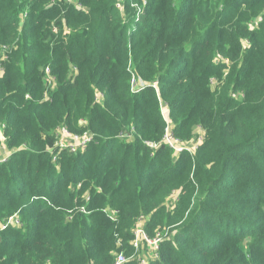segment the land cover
<instances>
[{
	"label": "trees",
	"instance_id": "obj_1",
	"mask_svg": "<svg viewBox=\"0 0 264 264\" xmlns=\"http://www.w3.org/2000/svg\"><path fill=\"white\" fill-rule=\"evenodd\" d=\"M2 47L0 264H112L140 217L147 264H264V0H0Z\"/></svg>",
	"mask_w": 264,
	"mask_h": 264
},
{
	"label": "built area",
	"instance_id": "obj_2",
	"mask_svg": "<svg viewBox=\"0 0 264 264\" xmlns=\"http://www.w3.org/2000/svg\"><path fill=\"white\" fill-rule=\"evenodd\" d=\"M80 7V6H79ZM43 81L45 83V86L54 88L55 87V78L50 74V70L48 67L44 69V77ZM145 83L139 79H135L134 77L131 79V86L130 90L131 92H138L144 87ZM233 97H236L233 95ZM166 113H163L165 116ZM166 117V116H165ZM3 129L4 125L0 124V138L1 142L3 143L4 137H3ZM55 133L58 135H70L74 136L76 138L80 137V144L77 146L76 149H83L86 145V143L90 140V135L87 132H83L81 134H74L69 132L65 127H58L55 130ZM202 138H198L196 143L193 146H188V141L183 142L176 138L171 130L170 125L168 124L165 128L164 134L161 139V143L166 145L171 150V153L174 156H178L179 153L182 151H188L190 154H193L195 152V149L197 146L202 142ZM59 145V144H58ZM150 147H156L158 143H153L150 142L148 143ZM61 148H68L71 151L76 150L75 148H69L66 145H59ZM3 147H5L3 145ZM7 151H3V158L0 159V161H4L7 156ZM178 192L173 191L169 194L168 199H169V205H173V203L177 199ZM81 211H85L83 207L80 208ZM104 211L107 213V215L112 219L116 220V216L118 214L117 210L111 209V208H106ZM143 221L144 217H140L135 225L132 228V239L130 240V244L134 248L133 254L128 257L125 255V253L121 250L119 253H117L116 257L114 258V261L112 264H125L130 258H136L139 264H147V261L144 259L142 255L139 254V251L142 249L143 246H147L152 248L153 252V258H157V250H158V242L162 239L163 236H166V234H160L159 232H156L154 237H149L144 228H143ZM16 223L19 226H21V223L18 219L17 214H13L12 216H9L3 223L0 224V230L5 229L7 226H12V223ZM117 236V235H116Z\"/></svg>",
	"mask_w": 264,
	"mask_h": 264
},
{
	"label": "rangeland",
	"instance_id": "obj_3",
	"mask_svg": "<svg viewBox=\"0 0 264 264\" xmlns=\"http://www.w3.org/2000/svg\"><path fill=\"white\" fill-rule=\"evenodd\" d=\"M53 1H55V0H52V2ZM68 1H70V0H68ZM76 7L79 8V6H77V5H76ZM258 21H259V18L258 17L252 19L250 21V23H249V28L252 29V30H255L257 28ZM53 31L54 32H57V29H54ZM243 45H244V47H247L249 45L248 41L244 40L243 41ZM11 48H15V47L14 46H9V50L8 51H10ZM5 50H6V48H3V47L0 49V60L6 58V56H5L6 55ZM69 73H74V69L71 68L69 70ZM215 84H216V80L213 79V82L211 83V85L214 86ZM241 98H242V95L241 94L236 95V97H235V99H236L237 102H239L241 100ZM98 100H100V98H98ZM162 112L163 113H166V108L162 107ZM80 124L81 125H85L86 124V121L85 120H80ZM55 135H56V138H57V143L59 145H66L69 148L71 147V148H75L76 149L77 146L80 144V140H78V139H80V137L76 138L74 136L62 135V134L61 135H58L56 133H55ZM199 137L200 138H203L204 137V132L200 128H195L194 129V135H193V137L187 143L188 146H193L196 143V141H197V139ZM128 139L131 140V136H129ZM3 151H7V149L2 146L1 147V152H0V159H2L4 157L3 156ZM172 156H174V155L172 154ZM173 158H175V157H173ZM11 227L19 228L20 226L18 224H16V223L13 222ZM159 233L160 234L169 235L168 234L169 231H166V230L165 231H162V232H159ZM139 254L142 255L146 261H149L150 259L153 258L152 248L147 247V246H143L142 249L139 251Z\"/></svg>",
	"mask_w": 264,
	"mask_h": 264
}]
</instances>
